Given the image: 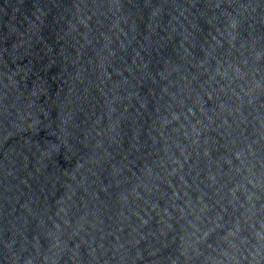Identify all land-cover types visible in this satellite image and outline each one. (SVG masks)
Segmentation results:
<instances>
[{
  "label": "water",
  "instance_id": "water-1",
  "mask_svg": "<svg viewBox=\"0 0 264 264\" xmlns=\"http://www.w3.org/2000/svg\"><path fill=\"white\" fill-rule=\"evenodd\" d=\"M0 264H264V0H0Z\"/></svg>",
  "mask_w": 264,
  "mask_h": 264
}]
</instances>
